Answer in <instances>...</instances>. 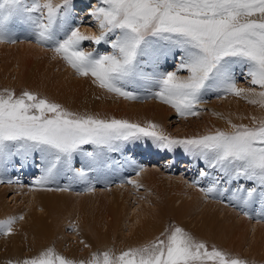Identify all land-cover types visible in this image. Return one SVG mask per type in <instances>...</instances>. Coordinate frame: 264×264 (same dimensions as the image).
<instances>
[{"label": "snow or ice", "instance_id": "1", "mask_svg": "<svg viewBox=\"0 0 264 264\" xmlns=\"http://www.w3.org/2000/svg\"><path fill=\"white\" fill-rule=\"evenodd\" d=\"M74 0H0V44L17 43L9 30L13 18L28 27L29 41L46 47L73 70L76 76L91 78L92 84L125 100L154 98L174 109L178 117L198 116V105L208 93L218 98L233 95L264 108V0H97L87 15L98 34H85L73 27ZM82 22V20H81ZM84 41L109 45L110 52L96 54L82 47ZM178 62L173 71L156 68L169 57ZM146 57L147 60L142 61ZM151 65L152 72L143 70ZM187 72L186 76L177 73ZM242 76L250 85L239 86ZM151 84L147 96L129 91L127 86ZM259 89V90H257ZM231 130L216 129L205 134L176 137L159 124L78 113L36 92L0 90V170L14 156L21 165L39 154L43 166L33 188L68 192L71 183H56L67 171L73 182H86L84 168H73V154L84 145L115 151L119 144L151 140L161 150L182 149L203 167L192 181L207 199L227 193V203L239 208L245 217L258 201L255 215L264 218V118L252 117V126L234 124ZM89 157L94 153H87ZM143 168L136 169L139 176ZM217 173L212 175V173ZM251 182L252 186L233 182ZM10 183L12 181H9ZM18 182V181H16ZM141 188L138 180H128ZM53 185H55L53 187ZM225 185V186H222ZM87 191H94L89 184ZM23 216L0 220V234L8 236ZM75 231L76 226L71 225ZM83 243V241H81ZM85 247L89 245L85 244ZM9 264L14 262L9 261ZM19 264H248L205 241L196 239L183 227L170 224L153 241L114 253L111 249L91 252L87 259H68L54 248L25 258Z\"/></svg>", "mask_w": 264, "mask_h": 264}, {"label": "rangeland", "instance_id": "2", "mask_svg": "<svg viewBox=\"0 0 264 264\" xmlns=\"http://www.w3.org/2000/svg\"><path fill=\"white\" fill-rule=\"evenodd\" d=\"M93 2H94L93 0H74L75 5L79 3L81 5V7L76 5V7L73 10L75 13L74 18L76 17L75 19L77 20L76 23H78V25H85L87 27L90 26L92 27L93 31L95 30V33L89 30H86L87 32L83 29L80 30L81 32L84 31L83 33L85 34H98L96 23L92 19L90 20L88 16L86 17V15L82 14L85 10L81 12V10L83 9L82 7L86 8L88 6L87 8H89L91 6V3ZM73 24H74L72 25L73 27L78 26L75 25V22H73ZM8 27L9 30L15 33V35L18 37L17 43L15 44L3 43L0 44V48L3 47L14 48L17 52L21 51V49H25V50H29L27 51L28 53L37 54L36 57L34 58H37L36 60L38 61L45 60L46 63L45 62L44 63L49 69L48 72L53 71V74L54 75L56 74L57 77L56 78L50 77L47 71L41 70L38 72L36 63H33L32 65L29 64V68H31L32 71L37 72L33 77L29 76L28 72H26L25 70L22 69L18 70V67H16L17 69L13 68L14 64L10 65L9 67V70L12 71V74H8L9 71L7 70L6 64L4 63L3 65L0 66V90L10 89V90H14L17 94H19L23 90H29L32 92H36L40 96L46 97L47 99L53 102L59 103L65 108H68L69 110L79 113H91L88 111L86 103L80 105L81 108L76 105L68 104L71 106L69 107L68 105L65 104L66 99L68 98L70 93H72L73 91L79 92L81 90L80 82L84 81L83 78L76 76L73 70L69 68L63 62V60L59 59L58 57L54 58V54L46 47H41L37 45L34 40L30 42L28 38L29 36L28 27L27 25L21 22L20 18H13V20L9 23ZM82 47L86 51H94L96 54H103L101 53L99 48L106 50L109 47V45L103 42H101L100 44H94L91 41H84L82 43ZM177 60L178 59L176 55V58L172 59L173 63L170 62L169 64L165 65L166 68L165 70H167L169 67H172L171 69L173 70L176 64L175 62ZM11 68L13 69L11 70ZM167 71H169V69ZM178 73L177 74L180 76L187 75V72L185 70H181ZM37 75L42 77V79L44 80H48L49 84H46L45 81L43 83L36 84ZM17 78L20 79L18 81V84H12V82ZM56 79L59 87H53L52 85H50ZM89 79L91 81V78ZM237 84L243 87L250 86L242 76L237 77ZM38 86H40V90L34 89ZM92 88L95 89L98 87L95 85V87ZM127 88L129 91H132L131 89H129V87ZM138 88L139 89H135V90L136 91L139 90L138 92L142 91L143 92L141 94L142 97L147 96V92L145 91L146 88H150L152 91L157 90L156 87L151 84L141 85ZM69 90L71 91L69 92ZM112 95H114L115 98H118L119 100L115 102H103V101L95 102L96 107L98 108L95 107L94 109H96V111L99 112V115L103 117L114 116L116 118L128 119L132 122L140 123L141 125L145 123L144 122L145 118H140L135 116L132 117V115L129 114V112H132L130 110V103H133L136 109H137L136 104H141L142 102L146 104L148 103L150 106L151 103L163 104L159 100L154 98L125 100L124 98L118 97L115 94ZM229 96L232 97L233 95L223 96V94H221L219 98L215 93H208L204 95L201 104L198 105L197 107V111L199 112V115L189 116L187 118L178 117L175 114L174 109H172L169 105L163 104V106L167 109V119H166L167 121L162 122L161 127L167 133L176 137L197 135V134H201V132L207 133L210 131H215L216 129H223L226 131H230L231 129L226 128L223 125H220V127L215 128L214 125L210 124L212 122L211 119H219L223 122H225V119H228L227 116L220 115V113H222L220 107L224 100H226L224 104L230 103L231 100H229ZM241 101L243 100H240L239 104L242 106L244 104H242ZM124 102L126 103V105H121V103ZM248 117L250 118V120H252L253 113L249 114ZM261 118H264V114L261 115L259 119ZM236 124H241V122H237ZM247 125L252 126V124H247ZM208 126H211L213 129L208 128ZM203 128H205V130H203ZM180 131H183L186 134L182 135ZM193 131L195 132L192 133ZM138 142H140V144H137ZM130 143L131 142H126V144L121 143L119 144V147H121L120 145H123L122 148L126 153V155L127 152L131 153L129 154V156L131 157L133 156L134 159H136V162L137 163L139 162L141 164L139 165L138 163L139 166L137 167L140 168L141 166L143 167L144 170L140 173L139 176L136 175L135 169H137V167L136 168L133 167L131 169L126 168L127 171L125 172V174H121V169L123 165H121L120 161H116L115 163L112 162V166H109L108 169H105L106 174L105 171L102 170L100 171L99 175L98 172L95 170V167H91L89 164H84V165L82 163H81L82 165L78 164L79 163L78 153H80L81 151H85L87 148H88L87 150L96 149L102 153H104L105 151H110L107 152L108 157L109 155L111 156V154H113V151L108 150L107 148L97 149L96 146L94 145H84L82 146L80 151L73 154L72 167L74 169L79 167L85 168V171L87 172L86 182L70 181L72 185L71 190L65 192V195L66 198L69 200V209H74L75 211H77L79 208H82L81 202H85L82 199L83 197L82 195H91L94 192V194L97 195V197L98 196L100 197V201L102 200V202L104 203L102 209H104V212H106L109 208L110 203L113 201V198L111 197L112 196L111 192L114 191V189H116V191H118L117 192L118 201L122 203L121 205L123 209H121V212L123 215L126 214L127 212L130 213V211H132V207L135 206L136 204L144 207L145 210L144 215H148V220H150L153 223L151 236L146 241L138 245L129 246L128 245L129 243L122 241L119 235H112L106 238H101V236L97 234L96 241L98 246L92 247L87 243L86 238L83 239L82 237H79L78 239L76 230L73 231L71 230V228L63 227L62 234L59 236L62 243L61 244L62 250L61 249L60 250L63 252H60L59 250H56V246H55L58 241L56 233L52 234V236H50V234H46V237H41L38 236L37 234H35L34 236L31 233V231H26L29 230V226H25L23 232L21 233L22 235L20 240L17 241V245H19L17 248H12L11 243L9 242V244H7L5 241L3 247L2 242L6 238L4 237V235L0 234V264H9V261L14 262V264H19V262H21L23 259L38 255L42 250L49 247L54 248L56 251H58L59 254L63 255L64 257L74 260L87 259L89 258L91 252L103 251L106 249H111L114 253L119 254V252L127 250L128 248L138 247L150 241H153L157 236L160 235L161 232L164 231L165 227H167L170 224H176L183 227L185 230L190 232L196 239L205 241L209 247L214 245L224 251L229 252L232 255L245 259L248 262V264H264V218L255 215L256 211L260 208L258 201L253 202V204L248 209L252 213L251 217H245L239 208L232 207L227 203V195H230L229 193L226 194L224 201L222 202L219 197H215V198L209 197L206 199L204 197V194L200 192L198 188L191 186L192 181L196 179L201 180L200 187H206L210 182L208 178L201 179L198 176V168L204 166L202 162L196 161L195 167H193L190 164L183 166L181 164L185 163L184 160H182L180 157L177 156L173 160H171V156H169L171 152L157 149L152 144L151 140L136 141V144L138 146L135 145L132 146V148L128 146V144ZM146 146L150 148L148 149L149 151L157 152L156 155L154 156V154L150 152L148 153L149 156L147 159L146 157H141V159L137 160V158L140 155L139 153L143 154L144 152L143 149ZM136 150H140V151L136 152ZM177 151H179V153L182 154L181 152L182 149H177ZM36 155L37 154H34V156ZM182 155L185 156L186 154L183 153ZM122 156H124V154H122ZM14 163H17V161H15ZM35 164L36 163L33 162L32 164H30V167L24 166L21 169L29 171L30 168L36 167ZM37 169L39 170V168ZM102 169H104V167H102ZM146 169H152V170L151 172H149ZM18 171H19V167H18ZM94 171L97 172V174L94 173ZM156 173L162 175L164 178L163 179L158 178L156 176ZM67 174H70V172ZM214 174L216 175L217 173ZM0 175H1L0 190H3L2 195L3 198L5 199V202L10 207H23L24 210L26 208H29L30 205L29 206L25 205L28 202L27 197L23 194H20L19 191H16L17 189H19L18 187L4 186L6 183H9V180L7 181L6 178L4 179L3 174L0 173ZM10 175H11L10 180H13L10 185L13 184L21 185L22 187V185H25L27 183L26 186L28 188L32 186V183L31 182L28 183L25 177L21 178V176L13 172ZM13 175L14 176L17 175V176L14 177ZM19 177L22 179V181H24L25 184H23V182H16ZM130 179L138 180L139 183L142 185V187L139 189L134 188L133 185L127 183V181ZM59 180L60 181L57 184L65 183L66 177L62 176V178L60 177ZM148 181L151 182L148 183ZM172 181L177 182V184H175ZM89 184H91L94 187V191L86 190ZM237 184L238 182H233L231 187H236ZM249 185H251V182H249ZM54 186L55 185H53V187ZM177 190H179V193H176ZM192 191H196V194H192ZM52 192L53 194H56L58 196L64 194V192L44 191V193L48 195L51 194ZM188 192H190V196L197 197L200 200V201H196L195 203H200V207L202 208L201 211L202 212L204 211L205 213L201 215L198 212V209L196 208L190 214L181 218H177V216L173 214V211L169 209V206L171 205L172 209L178 208V200L180 198L174 202H173V198L181 193H185L189 195ZM152 202H157V205H153ZM89 206H90L89 204L85 203L83 208H87ZM12 211L13 210H10V212ZM64 213H69V212H64ZM198 213L202 217L200 216L196 217L195 215H197ZM127 216L125 215V217ZM202 218H205L207 222H211V226L205 231L207 232L206 237L199 236L200 231L202 230L203 226L206 224V223L201 224ZM252 223L258 224L256 231L263 233V235H259V237L258 235H255L256 237L252 235L254 230L251 225ZM121 224L124 227V224L123 223ZM108 229L109 228H107V230ZM103 231L104 229L102 230V232ZM72 232H74L75 234H71ZM81 241H84L82 243L83 244L82 246H84V248H86L85 247L86 243L87 245H89L88 249L87 248L84 249L83 247H81L80 245ZM92 248L93 251H91ZM70 250L74 251L77 254V256L75 257L76 254L71 255Z\"/></svg>", "mask_w": 264, "mask_h": 264}, {"label": "bare ground", "instance_id": "3", "mask_svg": "<svg viewBox=\"0 0 264 264\" xmlns=\"http://www.w3.org/2000/svg\"><path fill=\"white\" fill-rule=\"evenodd\" d=\"M93 1L94 2L91 3V6L89 8H91L93 5H95L97 3V0H93ZM76 5L81 7L80 3L76 4ZM87 7L86 8L82 7L83 9L81 10V12H83L85 10L82 14L86 15V17L88 16L87 13L89 10V8H87ZM75 18H74L73 22H75V25H78V23H76L77 20ZM88 18L90 20L92 19L90 16H88ZM78 20H79V18H78ZM78 26H81V27H79L80 30H82V29L85 31L89 30V31H92L93 33H95V30L93 31L92 27H90V26L89 27H87L85 25H78ZM99 49H100L101 53H103V54L111 51L110 47H108L106 50H103L102 48H99ZM27 51H29V50L21 49V51L17 52L14 48H9V47L0 48V66L5 63L7 70L9 71V72L7 71L8 74H12V71L9 70V67H10V65L14 64L13 68L18 67V70L19 69L25 70L26 72H28L29 76L33 77V76H35V74L37 72L32 71V69L29 68V64L32 65L33 63H36L37 68H38V72L41 70L47 71V73L50 77H52V78L57 77L56 74L55 75L53 74V71L48 72L49 69L45 65V63H46L45 60L44 61H38V60H36L37 58H34V57H36L37 54L28 53ZM176 55H177V59H178L179 52H177ZM172 59H173L172 57H169L167 60H161L160 63L158 64L156 70L160 71V72H166L168 69H169V71H173L175 69V67L173 70L171 69L172 67H169L167 70H165L166 69L165 65L169 64L170 62L173 63ZM144 60H147V58L146 57L142 58V61H144ZM177 62H178V60L175 63H177ZM53 64H55V63H53ZM13 68H11V70ZM33 69H35V68H33ZM143 70L145 72L150 73V72H152V67H151V65L145 64L143 66ZM19 80L20 79L17 78L16 80H14L12 82V84H18ZM83 80L84 81L80 82L81 83L80 84L81 90L79 92L73 91L72 93H70L68 98L66 99V102H65L66 105L70 104V105H76V106L80 107V105L86 103L87 109L89 112H91L92 114H99V112H97L96 109H94L96 107L95 102H97V101L115 102V101L119 100L118 98H115L114 95L106 93L103 89H100V88L93 89L92 87H95V85L92 84V82L90 81L89 78H83ZM44 81L46 82V84H49L48 80H44V79H42V77L37 75L36 84L43 83ZM50 85H52L53 87H59L57 79L53 83H51ZM239 86H241V85H239ZM127 87H129V89H131L132 91H136L135 89H139L138 87H134L132 85H129ZM34 89L40 90V86H38ZM70 91L71 90H69V92ZM142 93H143L142 91L139 92L140 95ZM229 100H231L229 104H224V102H226V100H224L221 107H220L222 110V113H220V115L221 116L225 115V116H227L228 119H225V122H223L219 119H211L212 122L210 124L214 125L215 128L220 127V125H223L226 128L231 129L230 125H229V121H231L234 124H236L237 122H241L244 124H252V120H250V118L248 117L249 114L253 113V116L257 117L258 119L260 118L261 115L264 114V108H261L258 105L251 104L243 98L236 97V96H232V97L229 96ZM240 100H243L241 102L244 105L241 106L239 104ZM235 102H237V103H235ZM70 105H68V106L71 107ZM121 105H126V103L125 102L121 103ZM136 107H137V109L135 108L133 103H130V110L132 112H129V114H131L132 117L135 116V117L145 118V121H144L145 123L147 121H152V122L157 123V124L160 123L159 125L161 126L162 122L167 121L166 120L167 119V109L163 106V104L151 103V106H150L148 103L146 104V103L142 102L141 104H136ZM246 107H248V108H246ZM96 108H98V107H96ZM208 128L213 129L211 126H208ZM203 130H205V128H203ZM180 132L182 135L186 134L183 131H180ZM194 132L195 131H193L192 133H194ZM202 133L203 132H201V134ZM188 136H190V135H188ZM183 137H185V136H183ZM137 144H140V142H138ZM137 144H136V142H131L130 144H128V146H130V148H132V146H135V145L138 146ZM120 146L121 147L118 146L117 149L115 151H113V154H111V156L109 155V157H108L107 152H110V151H105L104 153H102L96 149L87 150L88 149L87 148L85 151H81L80 153H78V160H79L78 164H80V165L89 164L91 167H95V170L98 172V175L100 174V171H102V170L105 171V174H106L105 169H108L109 166H112V162L115 163L116 161H120L121 165H123V167L121 169V174H125L127 169H131L133 167L136 168L137 166L141 165L139 162H138L139 163V165H138V163L136 162V159H134L133 156L132 157L129 156V154H131V153L127 152V155H126V153L124 152V150L122 148L123 145H120ZM136 149H138V148H136ZM148 149H150V148L147 146L144 147L143 154L139 153L140 155L138 154L139 157L137 158V160L141 159V157H146V159H147L149 156L148 153L151 152ZM132 151H133V149H132ZM139 151L140 150H136V152H139ZM89 152L94 153V156L89 157L87 155V153H89ZM181 152L183 154V151H181ZM151 153H153L155 156L157 152H151ZM122 154H124V156H122ZM182 154H180L179 151L175 150V151L171 152V154L169 156H171V160H173L176 156L180 157L185 162V163L181 164L183 166L190 164L193 167H195L196 160L194 158H192L191 156H188V155L183 156ZM34 157H35V159H34L35 161L33 160V158L30 157L24 163L25 165L23 164V166H22L20 163L21 157L20 156H14L11 158V160L6 161L2 165V170H0V173L4 175V179L6 178L7 181L8 180L13 181V180H10V177H11L10 174H12V172H13V173H16L19 176H21V178L25 177L27 179L28 183L29 182L32 183V181L36 178L35 176H39L41 174V173H39L40 171L37 169V167H34V166H33L34 168H30L29 171L21 169V168H23L24 166L30 167V164H32L33 162H35L36 164H40L42 167L43 161L41 160L39 154H37ZM153 160H155V159H153ZM15 161H17V163H14ZM37 161H39L41 163H39ZM36 164H35V166H36ZM18 167H19V171H18ZM102 167H104V169H102ZM140 168H143V167L140 166ZM146 170L151 172L152 169H146ZM97 172L94 171V173H96V174H97ZM67 173H69V172H67L66 170L60 172L56 176V183H59V181H60L59 179H60V177L62 178V176L66 177V181H65V183H62V184L60 183L59 185L63 186L65 184L70 183L71 180L69 179V177H71L73 174L72 173L67 174ZM214 173L215 172H213L212 175H215ZM16 176H14V177H16ZM156 176L160 179L164 178L162 175H160L158 173H156ZM21 178L19 177L17 181L23 182V184H25ZM26 179H24V180H26ZM150 182L151 181H148V183H150ZM172 182L177 184V182H175V181H172ZM246 182H243V180H242V181H239L238 183H244L246 186H248L249 182H247V183ZM10 184L11 183L9 182V183H6L4 186L18 187L19 189H17L16 191H19L20 194H23L27 197L28 202L25 205H28V206L30 205V206H29V208H26L27 210L26 209L24 210L23 207H10L5 202V199L3 198V195H2L3 190H0V220L1 219L4 220V219H7L8 217H12V216H17V217L23 216L24 217L22 220L18 219L15 222V224L13 225V232L10 235L4 236L6 239L3 240V242H2L3 247H4V241H5L7 244H9V242H10L12 248H17L19 246V245H17V241L20 240L21 235H22L21 233L23 232L25 226H29V230H26V231H31V233L34 236H35V234H37L38 236L46 237V234H50V236H52V234L56 233L58 241H57L55 246H56V250H59L60 252H63V251H61L62 250L61 249L62 243H61V240L59 238V236L62 234V231H63L62 228L63 227L70 228L71 225L76 226V232L78 235V239H79V237H82L83 239L86 238L87 243L92 247L98 246L97 241H96V235L97 234L100 235L101 238H106V237H109L112 235H119L120 239L122 241L129 243L128 244L129 246L130 245H138V244L146 241L151 236L153 223L150 220H148V215H144L145 214L144 207L136 204L135 206L132 207V211H130V213L127 212L126 214L123 215L121 212V209H123L122 205H121L122 203H120L118 201V196H117L118 191H116V189H114V191L111 192L112 193L111 197L113 198V201L110 203L109 208L106 212H104V209H102V206H104V203L102 202V200L100 201V197L99 196L97 197V195H95L94 192L91 195H82L83 196L82 199L85 202H81L82 208H79L77 211H75L74 209H69V200L66 198L65 192H64V194H62L60 196L53 194V192L48 195V194L44 193V191H46V190L36 189V188L33 189L32 186L30 188H28L26 186L27 183L25 185H22V187H21V185H14V184L10 185ZM18 184H21V183H18ZM249 186H252V183ZM1 187H3V186H1ZM120 192H121V190H120ZM176 193H179V190H177ZM188 193H189V195H187L185 193H181L178 196L173 198V202L180 198L178 200V208L172 209L171 205L169 204L170 205L169 209L171 211H173V214L175 216H177V218H181V217H184V216L190 214L196 208L198 209V212L201 215H203L205 213L204 211L203 212L201 211L202 208L200 207V203H195L196 201H200V200L197 197L190 196V192H188ZM192 194H196V191H192ZM229 194H230V192H229ZM116 202H119V203H116ZM85 203L89 204L90 206L87 208H83ZM150 203H151V201H150ZM168 203H170V202H168ZM152 204L157 205V202H152ZM181 204H183V205H181ZM10 210H13V211L10 212ZM149 210H150V207H149ZM64 212H69V213H64ZM133 212H134V214H133ZM127 214L129 217L127 216ZM198 214L195 216L196 217L200 216V214L199 215ZM125 215L127 217H125ZM200 217H202V216H200ZM121 223L124 224V227L122 226ZM201 224H205V225L203 226L202 230L200 231L199 236L206 237L207 232H205V231H206V229H208L211 226V222H207V220L205 218H202ZM251 225H252V228L254 229L252 235H254V236L258 235V237H259V235H263V233L256 231L258 224L252 223ZM107 228H109V229L107 230ZM103 229H104V231L102 232ZM71 234H75V233L72 232ZM80 245H81V247L84 248V246H82L83 245L82 243ZM84 249H86V248H84ZM87 249H88V247H87ZM91 251H93V248L91 249ZM70 253H71V255L76 254L74 251H71V250H70ZM84 255H86V254H84ZM76 256H77V254L75 255V257Z\"/></svg>", "mask_w": 264, "mask_h": 264}]
</instances>
